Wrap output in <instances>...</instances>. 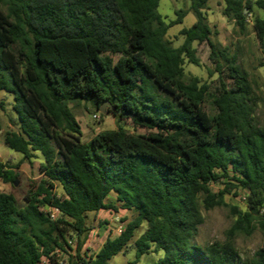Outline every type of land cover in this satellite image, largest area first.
I'll return each instance as SVG.
<instances>
[{
	"label": "trees",
	"instance_id": "16d2710c",
	"mask_svg": "<svg viewBox=\"0 0 264 264\" xmlns=\"http://www.w3.org/2000/svg\"><path fill=\"white\" fill-rule=\"evenodd\" d=\"M160 1L0 0V94L12 97L17 115L4 143L22 154L15 165L0 161V181L15 184L24 162L39 160L41 174L23 207L0 193V264H110L144 223L128 264L158 251L164 255L154 264H264V243L245 260L234 241L264 233L258 97L237 55L212 40L209 0H189L190 10L176 11L170 22L158 12ZM223 1V15L240 32L253 17L264 52V17L255 14L264 0ZM190 12L196 22L174 47L167 33ZM195 43L211 50L214 91L197 77L186 79V60L200 66ZM105 102L117 129L84 143L70 105L100 111ZM124 120L144 133L127 131ZM241 192L246 209L232 208L237 216L227 239L196 244L202 209L228 207L226 196ZM49 208L59 211L56 219ZM101 210L137 216L92 254L84 250L87 216Z\"/></svg>",
	"mask_w": 264,
	"mask_h": 264
},
{
	"label": "rangeland",
	"instance_id": "374dc122",
	"mask_svg": "<svg viewBox=\"0 0 264 264\" xmlns=\"http://www.w3.org/2000/svg\"><path fill=\"white\" fill-rule=\"evenodd\" d=\"M255 1V0H254ZM189 0H161L158 12L165 18L166 22L176 19V11L190 10ZM225 7L223 0H209L205 13L207 21L213 30L212 40L222 46L229 47L232 54L237 55L238 64L248 73L249 80L253 85V90L258 97L256 107V118L261 127L264 128V67L260 63L264 61V52L260 46L257 37L253 31V17H249V24L244 33L240 32L238 26L223 15ZM7 12L6 8L4 9ZM255 14L258 17H264V9H256ZM196 22L195 15L190 12L183 23L171 28L167 33V38L172 42L174 47H179L184 37L180 35L183 28L192 27ZM197 58L200 66L190 64L187 60L185 63L186 79L197 77L202 83L209 85L214 89L218 85V74L214 71V65L211 63L210 48L207 43H195ZM0 100L4 102V107L0 108V161L9 165H15L22 159V154L8 148L4 143V133L6 131L16 130L15 120L16 113L12 110L13 99L5 92L0 94ZM207 110H211V105L205 104ZM70 108L81 126L82 141L88 143L95 135L117 129V119L110 113L102 114L92 106L85 103L71 104ZM127 131L135 133H144V130L134 127L130 120H124L120 123ZM39 155V154H38ZM40 156V155H39ZM19 179L15 184H7L0 181V193H11L20 207L25 205L24 197L29 189L31 181H39V160L34 161L33 165L24 162L19 169ZM219 186L213 185V190H219ZM56 193L61 195V189L58 187ZM228 207H218L209 211L202 209L204 223L199 227L198 234L194 242L201 246H206L214 242H224L227 239V233L235 222L236 214L232 208L245 210L244 194L241 192L238 197L226 196ZM109 210L88 213L86 224L90 229L88 236L94 240V247L99 248L102 241L107 239V235L117 236L120 226H125L133 220L137 213L135 211L120 210L114 213ZM118 215V216H117ZM112 230L107 232V227ZM147 229V223H144L135 233L134 238L128 245L126 251L116 255L110 260V264H128L136 259V250L134 242ZM235 245L245 260H252L256 251L264 243V233L259 229L255 230L250 236L241 234L235 237ZM72 246L75 242L72 241ZM164 255L163 251L153 252L142 256L138 264H154Z\"/></svg>",
	"mask_w": 264,
	"mask_h": 264
},
{
	"label": "crops",
	"instance_id": "0c3cea01",
	"mask_svg": "<svg viewBox=\"0 0 264 264\" xmlns=\"http://www.w3.org/2000/svg\"><path fill=\"white\" fill-rule=\"evenodd\" d=\"M40 176H41V174H40ZM101 211H102V210H101ZM113 214H114V213H113ZM114 216H115V214H114ZM117 216H118V215H117ZM106 227H107V232H106V233H109L110 230L113 231L112 228H108V226H106ZM123 227H124V226H120V228H119V230H118V233H120V230H122ZM106 235H107V239H108V238H114V237H112V236H109L108 234H106ZM107 239H106V240H107ZM106 240L102 241L101 246H100L99 248H97V247L95 248V247H94V240H93V239H90V236H88L87 239H86V243H85V246H84V250H89L92 254H96V253L99 251V249L102 247V245L105 243Z\"/></svg>",
	"mask_w": 264,
	"mask_h": 264
},
{
	"label": "built area",
	"instance_id": "2783aa9c",
	"mask_svg": "<svg viewBox=\"0 0 264 264\" xmlns=\"http://www.w3.org/2000/svg\"><path fill=\"white\" fill-rule=\"evenodd\" d=\"M45 211L49 214L52 220L56 219L59 215V211L57 209L49 208V209H46Z\"/></svg>",
	"mask_w": 264,
	"mask_h": 264
},
{
	"label": "water",
	"instance_id": "95a60500",
	"mask_svg": "<svg viewBox=\"0 0 264 264\" xmlns=\"http://www.w3.org/2000/svg\"><path fill=\"white\" fill-rule=\"evenodd\" d=\"M107 106H109V103H107V102H105V103L102 104V106L100 108V112L102 114H106L107 113V110H106Z\"/></svg>",
	"mask_w": 264,
	"mask_h": 264
}]
</instances>
